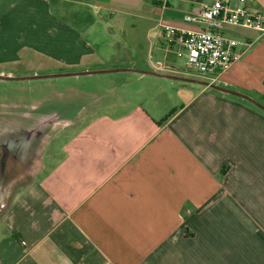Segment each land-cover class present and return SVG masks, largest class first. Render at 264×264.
Returning <instances> with one entry per match:
<instances>
[{"label":"crops","instance_id":"0c3cea01","mask_svg":"<svg viewBox=\"0 0 264 264\" xmlns=\"http://www.w3.org/2000/svg\"><path fill=\"white\" fill-rule=\"evenodd\" d=\"M212 1L0 0V64L29 48L52 60L33 74L137 70L86 74L132 82L134 99L109 104L81 90L54 109L85 114L77 125L67 120L61 150L53 146L37 178L12 196L0 220V264H264V110L140 71L206 80L264 104L258 30L225 28L253 45L220 78L170 59L176 49L166 47L162 24L199 29L185 16ZM249 4L264 14V0ZM70 76L85 75L61 77Z\"/></svg>","mask_w":264,"mask_h":264},{"label":"rangeland","instance_id":"374dc122","mask_svg":"<svg viewBox=\"0 0 264 264\" xmlns=\"http://www.w3.org/2000/svg\"><path fill=\"white\" fill-rule=\"evenodd\" d=\"M19 55L22 56L21 60L2 62L0 69L13 70L14 76L35 75L30 71L36 67L44 68L52 62L44 53L35 52L29 48H25ZM169 57L172 60L178 59L181 66L186 68L185 59L176 55L175 52H172ZM189 70L192 71V69ZM50 73L56 72L41 70L38 75ZM195 73L201 78L208 77L207 74ZM112 74L131 73L115 72ZM97 76H104V74L85 75L80 79L70 76L0 80V142L8 137L12 141L17 138L23 139L22 152L19 157L15 158L8 154L5 164L2 161L4 150L0 147V220L5 215L14 193L37 178V172L42 166L41 158L53 150V146L61 150L59 147L62 145L63 138L69 132L71 133V129L66 128L67 120L73 119L74 125H77L75 121L83 118L85 114L79 111L54 109L62 107V103H65L70 96L78 98L77 92L81 90L102 94L105 99L104 103L115 105L124 99H134L137 96V86H132V82L119 80L110 85L96 81L95 78H101ZM79 102L76 99L74 106H81Z\"/></svg>","mask_w":264,"mask_h":264},{"label":"built area","instance_id":"2783aa9c","mask_svg":"<svg viewBox=\"0 0 264 264\" xmlns=\"http://www.w3.org/2000/svg\"><path fill=\"white\" fill-rule=\"evenodd\" d=\"M187 21H197L199 29H184L162 24L164 42L176 49L189 69L220 78L240 61L253 42L227 35L228 26H243L264 36V14L251 10L249 0H213L203 4L198 14H187ZM245 44L246 48L240 46Z\"/></svg>","mask_w":264,"mask_h":264},{"label":"water","instance_id":"95a60500","mask_svg":"<svg viewBox=\"0 0 264 264\" xmlns=\"http://www.w3.org/2000/svg\"><path fill=\"white\" fill-rule=\"evenodd\" d=\"M122 70L137 71L136 69H132V68H117V69H99V70L77 71V72H66V73H50V74H44V75L35 74V75H27V76H9V75L0 74V80H31V79H42V78L61 77V76H69V75H86V74L108 73V72L122 71ZM140 71L145 72V73H149V74H153V75L162 76V77L205 84V85L210 86L212 88H215V89H218V90H221L224 92L232 93V94H235V95L240 96L242 98H245V99L249 100L250 102H252L253 104H255L256 106H258L259 108L264 110V104H262L261 102H259L255 98H253L247 94L241 93V92L230 90V89L225 88L223 86H220L216 83H211L209 81L201 80L198 78H190V77L174 75V74L158 73V72H154V71H144V70H140Z\"/></svg>","mask_w":264,"mask_h":264},{"label":"flooded vegetation","instance_id":"af4514ba","mask_svg":"<svg viewBox=\"0 0 264 264\" xmlns=\"http://www.w3.org/2000/svg\"><path fill=\"white\" fill-rule=\"evenodd\" d=\"M28 137V136H25ZM17 138L15 140H11L10 137L5 139L4 141L0 142V147L3 148L4 153L2 154V161L5 164L7 155H13V157L17 158L22 152V146H23V139Z\"/></svg>","mask_w":264,"mask_h":264},{"label":"trees","instance_id":"16d2710c","mask_svg":"<svg viewBox=\"0 0 264 264\" xmlns=\"http://www.w3.org/2000/svg\"><path fill=\"white\" fill-rule=\"evenodd\" d=\"M169 116H170V114H168L162 121H166Z\"/></svg>","mask_w":264,"mask_h":264}]
</instances>
